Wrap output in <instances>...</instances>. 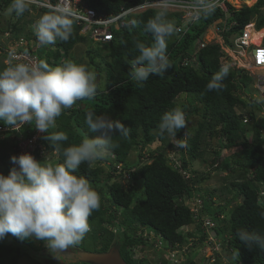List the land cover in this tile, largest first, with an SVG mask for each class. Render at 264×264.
Here are the masks:
<instances>
[{"label":"trees","instance_id":"16d2710c","mask_svg":"<svg viewBox=\"0 0 264 264\" xmlns=\"http://www.w3.org/2000/svg\"><path fill=\"white\" fill-rule=\"evenodd\" d=\"M2 1L4 0H0V9L8 7L12 2ZM142 1L145 0H82L80 5L94 9L99 15L111 16ZM254 1L247 0L249 4ZM228 5L232 20L236 21V24L223 32L226 43L231 44V34L240 32L253 18L258 17V29L264 27V15L260 14L262 0H258L253 6L245 4L240 8H236L231 2H228ZM44 10L48 12L49 8ZM158 10L159 8H148L142 12L127 13L123 18L128 24L119 29L113 27L114 39L102 47L94 44L96 42L89 36V43L93 42L96 48L94 53L93 47L89 48L87 55L91 63L95 64L98 74H101L100 81L97 80V94L91 100L77 101L71 109L64 110L57 118L55 130L64 131L69 137L67 141L62 142L61 148L78 144L86 134L90 137L100 135L99 132L88 129L84 123L85 115L89 111L104 115L113 121L121 120L129 130L127 137L119 134L113 137L119 147L110 151L115 155L114 161L121 162L123 168L117 169L112 164L103 166L94 162L91 166L87 163L81 164L76 171V175H82L89 180L101 197L99 209L93 211L89 217L90 231L78 246L88 251L104 252L116 245L129 264H146V260H136L132 254L133 248L146 242V229L158 235L166 248L181 250L189 238L197 236L196 232H184V228L196 224L197 229H202V219L208 216L215 223L213 230L222 239L220 246L230 260L232 259L230 264H264V251L255 246L248 247L240 242L237 236L240 230L264 233V216L261 215L264 213V117L258 118L264 106L257 98L246 96V90L253 84L254 79L245 68L230 69L229 75L222 81L223 87L220 90L207 89V84L223 64L221 45L206 41L204 34L215 20L229 17L220 6H216L211 14H201L194 24H190L194 32H191V29L184 30L185 32L177 30L167 47V55L173 67L163 77L150 76L143 86H140L130 75L131 62L138 55L134 44L137 41L149 45L153 43L151 33L145 30V24ZM168 19L177 26L183 20L182 13L169 12ZM10 26L2 27V30L11 29L10 38L20 39L23 26L16 22ZM80 30L81 26L74 23L73 34L67 42L57 41L52 44L55 47L52 50L54 61L48 59L50 66L60 65L59 59L62 63H82L81 59L71 54L78 43L88 40ZM26 36L30 37V34ZM202 37L206 45L200 49L197 60L188 65L183 64V59L190 56L193 44ZM98 57L105 62L104 66L102 61H96ZM40 59L43 60L41 56ZM6 66L5 62H0V70ZM182 94L194 96L201 106L192 100L181 104L187 127L177 133L176 139L186 143L187 147L176 148L171 137L167 134L159 135L158 124L165 112L178 107L176 100ZM191 115L200 117L196 126L188 125ZM247 117L249 122L245 121ZM23 125V130H13L0 121V127H9L0 132V159L5 165L0 174L8 175L14 167L11 157L20 155V139H29L37 131L30 123ZM51 131L53 130L49 129L45 135ZM250 131L252 137L248 136ZM207 137L216 138L219 143L220 149L215 150L217 158L213 164H217V169L220 167L228 170L231 167L228 174L223 176L228 183L221 186L222 193L235 189L226 206L241 199L229 212L225 211L222 203L212 200L213 191L202 186L210 178L211 170L199 172L189 166V158L200 157L203 161H208L205 158L206 147L202 149ZM156 141H161L160 146L147 152L146 157L151 161L140 165V159L146 155L144 150ZM43 142L47 145L46 151H54L50 142L45 139ZM137 148L141 149L142 154L137 161H131L130 153ZM230 149L237 151L232 154V161L226 162L224 158L222 161L221 151ZM56 155L57 163L62 162L61 153L57 152ZM219 158L221 166H218ZM134 167L137 168L132 170ZM127 171L129 182L128 186H125L116 178L123 176ZM140 179L143 180V185ZM196 198L201 199L202 203L198 211H193L186 199ZM9 235L12 241L0 240V264H20L22 256L27 257L29 264H44L28 252H22V243L39 251L45 248L44 241H36L33 238L20 239ZM206 237L207 233L203 232L202 239ZM189 251H186L184 256ZM211 259L201 262L195 258V254L193 257L187 254L184 261L171 262L162 259L159 264H228L223 262L220 256Z\"/></svg>","mask_w":264,"mask_h":264},{"label":"clouds","instance_id":"9594fccd","mask_svg":"<svg viewBox=\"0 0 264 264\" xmlns=\"http://www.w3.org/2000/svg\"><path fill=\"white\" fill-rule=\"evenodd\" d=\"M37 1L44 0H12L5 15L14 13L16 16H22L25 12H44L34 27V34L39 42L36 51L40 59L38 51L41 46H47L49 49V45L55 44L57 41L67 42L73 34L74 23L79 24L81 30H84L86 26L77 20V12L62 3H57L58 0H50L52 4H55L51 8L41 7ZM161 1L162 4H160ZM175 2L176 0H145L124 9L119 14L107 16H120L118 27H115L119 29L128 24L123 18L127 13L159 8L145 24V30L151 33L153 43L149 45L137 41L134 44L138 55L131 62L130 75L131 79L140 86H143L150 76L163 77L173 67L167 55L168 43L177 30L179 32L188 31L190 24H194L193 22L196 21L186 18L175 26L174 22L168 19L169 12H178L176 9H172ZM228 2L230 1L226 0L228 10L221 9L229 18L222 17L214 21H218L217 30L220 31V34L217 33V36L221 41L216 38L207 39L206 35L209 29L204 34L206 41L218 43L222 48L221 61L223 65L207 84L209 91L220 90L223 87L222 81L229 75L230 69H246L241 60V57L245 58L239 52L242 48L237 46L236 39L243 35L247 27L251 32L249 27L253 21L237 32L239 34L232 33L231 44L226 43L223 32L225 29L230 30L236 24V21H231L232 13ZM216 6L215 0H192V9L195 13L193 18H198L201 14L204 16L211 14ZM4 8L6 6L2 7L3 11ZM44 8H49V11L45 12ZM122 21H124L123 25H121ZM228 22L233 23L229 24ZM2 27L5 26H0V35L9 34L8 37L11 39V29L3 31ZM252 28L258 29L257 26ZM86 33L90 34L94 42L102 43V45L112 41L115 36L113 32V38L105 41L93 37L89 30ZM257 44L252 41L251 35L250 45L254 46V50ZM205 45L203 37L197 39L192 46L193 50H190V56L185 57L182 63L188 65L190 62L196 61L200 49ZM235 48L238 53L237 59L233 54ZM254 50L249 51L250 55L246 62H249L250 58L252 66L264 68V65L259 66L254 63L252 57ZM4 52L8 58H12V51L4 50ZM49 59L54 61L52 54L49 55ZM236 62L241 67L231 65ZM98 78L100 81L101 77L97 76L95 71L85 64L75 61H65L52 67L41 59L38 63L29 64L15 63L12 58L8 61L7 66L0 70V121L13 130H19L16 127L18 123H30L42 133H48L49 129L53 130L45 135L44 139L54 146L52 154L60 152L63 158L62 162L53 163L50 154L46 155L43 160H38L31 153L11 157L14 167L11 168L8 175L0 174V240H7L6 235L9 234L20 239L41 240L45 242V248L47 247L57 258L63 260L64 254L69 249L78 246L90 231L89 217L93 211L99 209L101 197L98 191L91 186L89 180L82 175H76V171L81 164L87 163L91 166L106 156L111 157L113 154L110 151L119 147L113 137L117 134L127 137L129 130L121 120L113 121L104 115H97L89 111L85 115L84 123L88 129L92 132H99L100 135L90 137L86 134L78 144L61 148L62 142L67 141L69 137L64 131L55 129L57 128V118L62 115L64 110L71 109L77 101L91 100L96 96ZM253 79L255 81V78ZM258 90L262 96L257 97L264 100L263 91L259 87ZM249 96L251 95L249 94ZM186 127L185 112L181 107H175L162 115L158 131L161 136L167 134L171 137L176 148H184L187 147L186 143L178 141L176 137L177 133ZM110 159L114 161V158ZM114 163L122 164L116 161ZM193 200L186 199V203ZM261 215L264 216V213ZM237 236L239 241L248 247L255 246L264 251V233L240 230ZM22 248H24L22 249L23 253L28 252L33 256L30 252L31 246L22 243ZM167 249L169 250L168 255H170L168 261L177 260L175 254L177 250ZM25 257L22 256L20 259ZM181 257L184 259L183 255Z\"/></svg>","mask_w":264,"mask_h":264},{"label":"rangeland","instance_id":"374dc122","mask_svg":"<svg viewBox=\"0 0 264 264\" xmlns=\"http://www.w3.org/2000/svg\"><path fill=\"white\" fill-rule=\"evenodd\" d=\"M233 6H235L236 8H240L242 7L243 5L247 4L248 6H253L256 4V2L258 0H255L254 2H252L251 4H249L247 2V0H240L239 3H237L236 0H229ZM2 2H5L2 1ZM1 2V3H2ZM79 1L77 0L75 3H78ZM4 4V3H3ZM10 6V5H9ZM8 6V7H9ZM5 8V10L3 11V9H0V26H10L11 24L13 23H17L18 25L20 26H23V29L21 30L20 32V36H22L20 39H9V34H2L0 35V60H3V61H0L2 63H8L9 60H12V58H8V55L6 53H3L4 50H9V51H12V52H15V51H19V50H23L22 48H24V51H27L28 53L30 54H36L37 55V51H35V49L39 46V42L34 34V27L36 25V22L37 20L39 19V17L44 14V12H27L25 13V15H23L22 17L21 16H16L14 13L13 14H8V15H5V12L7 10V8ZM178 12H181L182 13V17H183V20L186 19V17H184V12L182 11H178ZM262 15H264V0H262V6H261V13ZM257 19L258 17L256 18H253V22L251 23V25H253L252 27H255L257 26ZM181 20V21H183ZM231 21H234V20H231ZM229 24L230 23H233V22H228ZM217 24H218V21L217 22H214L213 24H211L212 26L209 28L208 30V33L206 35V38L209 39V40H213L214 38L218 39L219 41L220 38L219 36H217V33L220 34V31L217 30ZM192 26L189 27V29H191L190 31L191 32H194V29L191 28ZM81 34L83 35H86L88 40L85 41V42H81V43H78L77 46H75L72 51H71V54L74 55L75 57L79 58L82 60V63L87 65L91 70L95 71L97 73V76L100 75L101 77V74H98V72L96 71V66L94 63H91V59L90 57L87 55V51L89 48H92L93 47V51L92 53H94V49L96 48L94 44H96L97 46H101L102 47V43H94L92 42L89 43V36L90 34H87L86 31L84 30H81L80 31ZM26 34H30V37H27ZM239 34V33H237ZM263 40V38L261 39ZM91 42V41H90ZM261 42V41H260ZM260 42H257L260 44ZM21 43H23L24 45H20ZM91 44V46H90ZM51 48H55L54 46L52 45H49V49L47 48V46H41L40 50L38 51V54L41 56V58L46 61L48 63V59H49V55L52 54V49ZM246 54H242V51H239L240 52V55L241 56H244L245 59H243V57H241V60L244 62L245 66H246V72L252 76L253 78H255V81L254 83L250 86V88L248 90H246V96H249V94L251 96H254L255 98H257L260 103L264 106V100L263 99H260L258 98L257 96H262V93L258 90V87H257V78L259 79L260 77H264V68H258L255 66H252V60L249 58V62H246L247 58L249 57L250 55V52L249 51H253L254 50V46L253 45H250L249 47H246ZM237 48H235L233 54H234V57L236 58L237 56ZM101 52V50H100ZM101 57H98L96 59L97 62L99 61H102L100 59ZM32 57L29 55V54H26V61L29 62V60H31ZM237 59V58H236ZM33 60V59H32ZM63 60V58H62ZM13 62V61H12ZM59 62L60 64H62V61L59 59ZM240 63V62H238ZM242 63V62H241ZM102 64L103 66L105 65V62L102 61ZM243 64V63H242ZM232 66H240V64H237V62L235 64H231ZM52 67H55V65H51ZM58 66V64H57ZM248 67V69H247ZM104 76V75H103ZM247 91H248V94H247ZM263 95H264V92H263ZM193 103H195L196 105H200L201 106V103L196 101L194 96L192 95H189V94H182L176 101L178 102V107L181 106L182 103L184 102H189L191 101ZM257 109V108H256ZM264 108H262L261 112L259 113L258 115V118H261V117H264ZM258 111V109H257ZM189 122H188V125L191 127L192 125L193 126H196L198 124V122L200 121V117L199 116H193L191 115L189 117ZM249 120V118H248ZM249 122V121H248ZM24 123L21 124V126L19 127V130H23V125ZM38 133V130L34 133L33 136L31 137H34L36 134ZM43 134V136H42ZM252 132H248V136H251ZM44 135L45 133H39L38 136H37V142H36V145H35V148H40V149H44L47 145H45V143L43 142L44 141ZM42 136V137H41ZM252 137V136H251ZM206 144H204L202 146V149H204L206 147V155H205V158H207L208 161H203L202 158H194V159H190L189 158V161H190V165L191 166L190 168H194V169H197L199 172H203V171H208V170H211L210 172V178L208 180H206L202 186L205 188V189H209L210 191H213V196L212 197V200L216 203H222L224 206H225V211L226 212H229V210L237 203V202H240L241 199L239 200H235L232 202V204H230L229 206H226L227 204V201L230 200V198L232 197V194L235 193V189L233 191H230V192H227V193H222V189H221V186L222 185H225L227 184L228 182H226L224 180V177L226 174H228V171H229V168L231 169V167L228 168V170H225L223 168H217V164H213L215 161V159L217 158L216 157V154H215V150L216 149H220L219 148V143H218V139L216 138H206ZM49 142V141H47ZM161 144V141H156L155 143L152 144V146L148 145L146 147V149L144 150L145 151V154L146 155H143V159H140L141 160V164L140 165H143L145 164V162H150L151 160L148 159L147 156V152H149L150 150H153V149H156L160 146ZM24 145V144H23ZM45 150V149H44ZM141 149H134L131 153H130V156H129V159L131 161H137L138 158H139V155L142 154V152H140ZM169 151V150H167ZM53 152V151H52ZM52 152H48V151H44L42 152L43 154V157H40V158H45L46 155H51L52 157ZM235 152V149H230V150H224V151H221L220 155L222 156V161H223V158L224 160H226V162H231L232 159H233V156L232 154H234ZM57 153H54L53 154V157L51 159V162L53 163H57L58 162V157L56 155ZM188 157V156H187ZM39 158V160H40ZM110 158H115V155H112L111 157H109V159H101L99 161H96L98 162L99 164H102L103 166H107V165H111L112 166H115L117 169H120V168H123L124 165L123 164H116L114 163L113 160H111ZM219 162L218 163V166H221V158H219V160L217 161ZM224 164V163H223ZM4 163L3 161H1L0 159V172L4 169ZM135 168L137 167H134L132 170H135ZM119 182H122L125 186H128V182H129V173L128 171L127 172H124L123 176H120L118 178H116ZM140 182L141 184L143 185V180L140 179ZM263 189V192H264V188ZM227 194V196L225 195ZM199 198H196L194 199L193 201H189L190 203H187L189 204L191 207H192V210L193 211H198V209L201 207V203L202 202H199ZM224 217V214L223 216ZM210 217L206 216L204 217V219H202L204 222H203V225H202V229H197V226L196 224H191V225H188L184 228V232H196L197 233V236L194 237V238H189V241L188 243H185L183 245V248L181 250H177L175 252L176 254V259L177 260H172L171 262H176V261H184L187 257V254L189 256H192L195 254V258L201 262L204 261V259H209V258H212L211 260H214L215 258L217 257H221V260L223 262H226L228 264H230L232 262V259L230 260V257L227 256L225 253V251L223 250V247L218 245L217 244V239L221 240V237L218 236V234L215 232V230H213V228L211 227H208V225H206V219H208ZM142 232V231H141ZM203 232H206L207 233V237L202 239V233ZM144 237H145V243L144 244H139L138 247H135L132 249V254H133V257L136 259V260H146L147 263L146 264H159V262H161L162 259H169L170 258V255H168V249L166 248V246L163 244V242H161V238H159L158 235H156L154 232L152 231H149V229H146L144 231ZM6 239L9 241V240H13L9 235H6ZM34 239V238H33ZM36 240V239H35ZM36 241H39V240H36ZM202 241V242H201ZM45 245V243H44ZM46 246V245H45ZM79 247V246H77ZM190 250L189 252H187V254H185L184 256V253H186V251ZM184 256V259L181 257V256ZM73 254H68L66 256L67 259H71L73 258L72 257ZM20 264H29L28 261H27V258H21L20 259ZM63 264V262H61ZM67 264H70V263H67ZM73 264H78V263H74ZM138 264H140V262H138Z\"/></svg>","mask_w":264,"mask_h":264},{"label":"built area","instance_id":"2783aa9c","mask_svg":"<svg viewBox=\"0 0 264 264\" xmlns=\"http://www.w3.org/2000/svg\"><path fill=\"white\" fill-rule=\"evenodd\" d=\"M77 0H58L57 3H62L64 6L69 7L70 9L74 10L78 13V21L83 22L85 24L84 31H90L91 35L95 37L96 39H102V40H111L113 38V26L118 27V21L120 20V16L116 17H107L104 15H99L94 9L89 7H83L78 3H75ZM80 1V0H78ZM37 4H40L41 7H53L55 4H52L50 0H44V1H37ZM162 4V1L160 2ZM215 4L217 6H220L223 10L227 11V3L226 0H215ZM172 9H176L177 11L184 12V17L190 18L193 20H197L198 18H193L195 13L192 9V0H176L174 6H172ZM120 22V21H119ZM124 24V21L121 22V25ZM248 28V27H247ZM245 29L243 32V35L239 36L236 39L237 46L241 47L244 52H246V47H249L251 44V32L248 29ZM20 45H24L21 43ZM204 45V44H203ZM38 48V47H37ZM35 49V51L37 50ZM26 54H29L32 59L27 62ZM13 60L15 63H29V64H35L40 61L39 56L36 54H30L27 51L19 50L12 52L11 54ZM245 56V55H244ZM253 61L255 64H258L259 66L264 65V43L257 44L253 54ZM258 87L261 89V91L264 92V77L257 78ZM248 120V117L245 118V121ZM22 124V123H21ZM21 124H17L16 127L19 128ZM9 127H0V132L3 130H7ZM41 133L38 131V133L29 139H20L19 141V148H20V155L23 153H31L33 154L38 160L40 157H43L42 152H44V149L35 148L38 134ZM24 144V145H23ZM37 151L39 154H37ZM201 202V200H199ZM206 225L208 227H213L215 225L214 221H212L211 218L206 219ZM222 240V239H221ZM221 240L217 239V244L221 245Z\"/></svg>","mask_w":264,"mask_h":264},{"label":"water","instance_id":"95a60500","mask_svg":"<svg viewBox=\"0 0 264 264\" xmlns=\"http://www.w3.org/2000/svg\"><path fill=\"white\" fill-rule=\"evenodd\" d=\"M30 252L44 264H62L61 262L63 264L73 262H85L89 264H129L122 256L120 248L116 245H113L109 250L104 252L88 251L76 246L64 254L63 260L57 258L47 247L39 251L30 249ZM70 253L73 254V258L67 259L66 256Z\"/></svg>","mask_w":264,"mask_h":264},{"label":"bare ground","instance_id":"6f19581e","mask_svg":"<svg viewBox=\"0 0 264 264\" xmlns=\"http://www.w3.org/2000/svg\"><path fill=\"white\" fill-rule=\"evenodd\" d=\"M253 25H251L249 27V29L251 28V35H252V41L253 42H260V44H262L263 40H261L264 36V27H262L261 29H253L252 28ZM259 44V43H258ZM239 51H242V54H244V50H239Z\"/></svg>","mask_w":264,"mask_h":264}]
</instances>
